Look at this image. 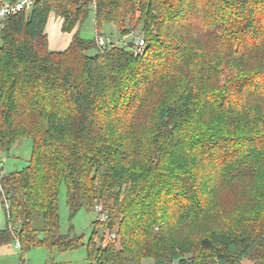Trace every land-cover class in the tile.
<instances>
[{
    "label": "trees",
    "instance_id": "obj_1",
    "mask_svg": "<svg viewBox=\"0 0 264 264\" xmlns=\"http://www.w3.org/2000/svg\"><path fill=\"white\" fill-rule=\"evenodd\" d=\"M89 20L119 41L90 54ZM28 137L27 165L0 175V236L23 253L84 245L59 230L64 186L71 217L107 214L90 264H264V0H36L9 15L0 154Z\"/></svg>",
    "mask_w": 264,
    "mask_h": 264
},
{
    "label": "rangeland",
    "instance_id": "obj_2",
    "mask_svg": "<svg viewBox=\"0 0 264 264\" xmlns=\"http://www.w3.org/2000/svg\"><path fill=\"white\" fill-rule=\"evenodd\" d=\"M56 18H59V16H56ZM59 19L58 20L61 23L62 18L60 17ZM58 26L57 20L54 19H52V21L47 26V31L49 33L48 36L51 38L52 42L62 38V35L60 36L61 33ZM59 36L60 38H58ZM81 36L87 39L95 40V45H92L88 50L90 54H94L99 50V47L96 46L97 35L92 20H89L85 24L81 31ZM100 37L104 38L105 41L118 42L120 39L119 33L112 25L107 26L105 32ZM51 49L54 48L51 47ZM31 153L32 138L28 137L15 145L9 153L0 154V175L1 173L22 170L27 165V161L31 157ZM6 206L7 200L0 194L1 229L6 228V223L8 221L6 216ZM59 214L60 232L62 234H70L71 236H81L84 241L83 246L64 252H60L56 248H54L53 251H50L45 247H37L23 253L19 247L18 241L15 238L16 235L14 233L8 232L6 235L0 236V253L2 255V257L0 256V264H8V260L13 261L14 264H90L86 243L89 241L94 231L93 223L99 219V212H97L96 209L89 210L82 208L73 217H71L66 201V190L63 186L60 192ZM35 224L38 226L41 224L40 218L37 219ZM98 231L101 232L102 228L98 227ZM1 251H3V254ZM143 264H154V260L145 259Z\"/></svg>",
    "mask_w": 264,
    "mask_h": 264
},
{
    "label": "built area",
    "instance_id": "obj_3",
    "mask_svg": "<svg viewBox=\"0 0 264 264\" xmlns=\"http://www.w3.org/2000/svg\"><path fill=\"white\" fill-rule=\"evenodd\" d=\"M36 0H0V43L2 39V30L5 25V20L9 15L16 14L21 11H29L32 9ZM107 41V40H106ZM102 37H96V42L100 50H104L108 41L106 42ZM136 48L141 50L145 42L142 36H137L134 39ZM97 212H99V220L105 221L107 214L103 211L101 205L96 206ZM114 236V235H113Z\"/></svg>",
    "mask_w": 264,
    "mask_h": 264
},
{
    "label": "crops",
    "instance_id": "obj_4",
    "mask_svg": "<svg viewBox=\"0 0 264 264\" xmlns=\"http://www.w3.org/2000/svg\"><path fill=\"white\" fill-rule=\"evenodd\" d=\"M59 18H56V15L55 14H51L50 19H49V22H48V24H49L52 21V19L57 20V25H59L58 28H59V31L61 33L60 36L62 35V38L60 40L57 39L55 42H52L51 41V38L49 37L50 47L54 48V50L65 49L69 45L70 40H71V34L70 33L62 32L61 26H60L61 23H62V20H61V23H60V21H59L60 19ZM48 24H47V26H48ZM46 32H47V34H49L48 31H47V27H46ZM60 36L58 38H60ZM1 252L3 254V251H1ZM0 256L2 257L1 253H0ZM8 262H9L8 264H14L13 261L8 260Z\"/></svg>",
    "mask_w": 264,
    "mask_h": 264
},
{
    "label": "water",
    "instance_id": "obj_5",
    "mask_svg": "<svg viewBox=\"0 0 264 264\" xmlns=\"http://www.w3.org/2000/svg\"><path fill=\"white\" fill-rule=\"evenodd\" d=\"M129 46L132 47V46H133V42H130V43H129Z\"/></svg>",
    "mask_w": 264,
    "mask_h": 264
}]
</instances>
